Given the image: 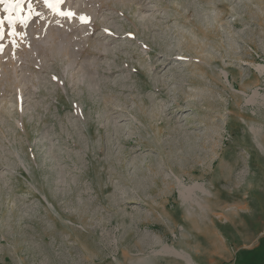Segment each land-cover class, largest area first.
<instances>
[{
	"label": "rangeland",
	"instance_id": "374dc122",
	"mask_svg": "<svg viewBox=\"0 0 264 264\" xmlns=\"http://www.w3.org/2000/svg\"><path fill=\"white\" fill-rule=\"evenodd\" d=\"M100 1L49 0V6L45 0H31L32 14L24 24L13 26L17 33L13 36L8 35L5 21L0 38V264H100L90 243L104 246L109 241L115 246L116 236L104 235L118 224L125 234L136 230L138 239L151 242L146 254L159 257L154 264H182L172 256L178 250L186 254L189 264H264V0H140L146 3L142 10L139 0H122L132 9L134 20L158 22L146 24L151 29L148 38L179 59L158 69L155 76L160 81H155L149 75L154 73L151 56L142 47L141 36L112 45L122 48V59L99 61L114 63V71H122L99 70L107 73L99 77L114 89L108 91L111 101L104 109L98 104L90 109L77 92L73 95L78 66L71 73L64 63L57 67L45 45L59 31L68 37L74 30L85 39L83 28L89 24L78 21L84 10L81 5L97 12ZM118 7L100 8L97 20L125 33L137 30L127 16L118 13ZM22 8L27 13L28 3ZM7 14L0 5V17ZM177 98L180 105L174 106ZM117 109L124 111V119H116L121 130L111 134L105 130L104 137L96 141L104 145L98 146L102 151L99 159L107 161L101 170L102 164L90 161L91 146L75 145L72 129L77 123L85 128L90 118L94 129L101 130L105 120L97 118L102 111L108 110L109 115ZM158 110L167 121L194 133L190 146H177L178 158L167 157L163 149H171L154 142V132L161 125L167 127L158 124ZM81 135L84 142L90 140L89 134ZM105 138L110 140L109 146ZM138 140L148 142L140 146ZM109 176L126 179L122 187L131 195L119 198L108 191L99 195L97 190L106 185ZM155 177L176 178L178 185L171 191L161 185L163 195L149 192L146 183ZM141 189L144 192L138 193ZM183 189L194 193L195 207L188 204ZM81 211L95 224L101 217V228L97 227L104 236L101 240L84 238L90 229L69 217V213ZM117 212H121L120 219H114ZM172 219L176 228L166 230ZM192 222L198 228L187 229L186 224ZM164 229L165 234L158 237ZM194 232L202 240L185 241ZM180 240L179 246L174 245ZM82 249L88 255L86 262L80 258ZM108 258L105 264L114 254L109 253Z\"/></svg>",
	"mask_w": 264,
	"mask_h": 264
},
{
	"label": "bare ground",
	"instance_id": "6f19581e",
	"mask_svg": "<svg viewBox=\"0 0 264 264\" xmlns=\"http://www.w3.org/2000/svg\"><path fill=\"white\" fill-rule=\"evenodd\" d=\"M84 1V0H81V2ZM86 2H88L89 0H85ZM35 3V2H34ZM139 3L142 5L141 7V10L146 8L145 5L146 3L145 2H142L139 0ZM115 5L116 7H118V13L121 14V15H124V16H127L129 21H130V24H135L136 25V28L137 30H133L134 32L131 31L130 28V32H124V30H121L119 28H115L113 27V25H109V26H106V21H99L97 20V12L98 11H101L100 8H104L106 9V6L108 5ZM145 4V5H144ZM81 5V4H80ZM100 8L97 12H93V11H90L88 8L84 7V5H81V7L84 8L83 10V14H81V17L84 18V20L82 21V19L80 17H78V21L80 22H85L86 24H89V27H84L83 28V34L87 35V37L85 39H82L80 37V34L76 31L73 30V35L71 36H68L66 37V33H63L61 31H59L58 33V37H52V38H49L47 41L49 42L48 45H45L46 49L48 50V52H51L49 53L52 54L54 61L57 62L56 63V66L59 67L60 63H64L65 66L67 67L66 70H68L70 72L73 71L74 68H76L78 66V71L75 72V77L77 78V80L75 81V84H74V94H76V92L78 93L76 96L77 97H80L81 100H83L84 102H86L87 104L90 105V109H92L93 107H95L97 104L101 106V108L104 109V107L111 101L110 97L112 95V93H110L114 87L113 85L110 83V82H107L106 80H102L99 76H102L103 74H107V73H114V72H119V71H122L121 68L117 69L114 71V69L116 68V64L114 65L113 64H103L102 62L99 61V59H103V58H108V59H112L114 62L115 61H118L120 59H122V55L119 53V51L122 49H120V47H114L112 45L114 44H121V40H128L129 42L132 41V38L135 37V36H141V44H142V47L145 46L146 48V51L147 53L151 56V59H150V65H151V68L153 70L154 73H150L149 75L151 76V78L155 81H160V78H158L156 75L158 71V69H160L163 65L165 64H169V63H172L173 60H177L178 57L174 56L173 53L171 52H168L167 50L164 49V51L161 49V46H158L159 44L161 45V43H159L158 45H156L152 40V37L149 39L148 37H150L149 35V31L151 30L149 25L152 23L153 25H158V22H152V20L150 19H146V20H149L151 23H149L148 21H145V19H142V20H134V17H133V13H132V9H130L126 3L122 0H114L113 2H107V1H104V0H101L100 1ZM103 9V10H104ZM110 9V8H109ZM126 9H129L127 12ZM27 10V9H26ZM78 10H80V8H78ZM96 10V9H95ZM25 12V11H24ZM77 12V11H76ZM128 13V14H127ZM135 13V12H134ZM130 14V15H129ZM39 16V15H38ZM126 17V18H127ZM148 17V16H147ZM127 19V20H128ZM45 22V21H44ZM148 29H147V26L146 24H148ZM194 23V22H193ZM30 24V23H29ZM40 24V23H39ZM131 24V25H132ZM42 26V25H41ZM119 26V25H117ZM124 27V26H123ZM126 27V26H125ZM154 27V26H152ZM197 27V26H196ZM29 29V28H28ZM34 29V28H33ZM153 29V28H152ZM160 29V28H159ZM198 29V27H197ZM40 31V30H39ZM72 31V30H71ZM197 32V31H196ZM52 34V33H51ZM56 34V33H55ZM139 34V35H138ZM153 34V33H152ZM155 34V33H154ZM160 34V32L158 33ZM157 34V35H158ZM168 34V33H167ZM41 35V34H40ZM53 35V34H52ZM161 35V34H160ZM29 36V35H28ZM27 36V37H28ZM33 36L35 37L34 33H33ZM37 36V35H36ZM82 36V35H81ZM143 36V37H142ZM166 36V35H165ZM168 37V36H167ZM33 38V37H32ZM31 38V39H32ZM42 38V37H41ZM156 38V37H155ZM159 38V37H158ZM34 39V38H33ZM162 39V38H161ZM165 39L168 40V38L165 37ZM36 39L33 40V42H35ZM38 40V39H37ZM46 41V40H45ZM135 41V40H134ZM166 41V40H165ZM164 41V42H165ZM32 42V40H31ZM39 42V41H38ZM44 42V41H43ZM158 42V41H156ZM163 42V41H162ZM168 42V41H167ZM37 43V41L35 42ZM42 44V42H40ZM41 44H39V46H41ZM45 44V43H44ZM32 45V44H31ZM34 45V43H33ZM43 45V44H42ZM163 45V43H162ZM166 46V44H164ZM36 46V45H35ZM38 46V47H39ZM160 47V48H159ZM163 47V46H162ZM178 47V46H177ZM200 47V46H198ZM164 48H169V47H164ZM38 49V48H37ZM40 49V48H39ZM38 49V50H39ZM44 49V48H43ZM170 49V48H169ZM178 49V48H177ZM175 49V50H177ZM33 50V49H32ZM172 50V49H171ZM201 50V49H200ZM35 51V50H34ZM32 51V52H34ZM43 51V50H42ZM181 51V50H180ZM196 51V50H195ZM194 51V52H195ZM37 52V51H36ZM185 52V51H184ZM191 52V51H190ZM30 53V52H29ZM31 54V53H30ZM36 54H39V53H36ZM47 54V52L44 51V54H43V57H45L44 55ZM185 54V53H184ZM194 54V53H193ZM32 55V54H31ZM178 55V54H176ZM180 55V53H179ZM182 55V53H181ZM189 55H191V53H189ZM198 55V54H197ZM35 56V55H34ZM113 56L115 58H113ZM160 56L162 57L161 59ZM201 56V55H200ZM32 57V56H31ZM30 57V58H31ZM51 57V56H50ZM87 57H92L94 58V60L92 61H87ZM199 57V55H198ZM46 58H47V55H46ZM210 58V57H209ZM38 59H42V58H38ZM159 59L160 62H157V60ZM179 59V58H178ZM208 59V58H207ZM47 60V59H46ZM46 60H44L45 62H43V64H46ZM111 60V61H112ZM49 61V60H48ZM204 61V60H203ZM197 62V61H196ZM210 62V61H209ZM31 64V63H30ZM127 64V63H126ZM37 65V64H36ZM118 65V64H117ZM197 65V64H196ZM35 66V64H34ZM46 66V65H45ZM64 66V68H65ZM127 66V65H126ZM133 66V65H132ZM135 66V65H134ZM31 67V65L29 66ZM38 67V66H37ZM36 67V68H37ZM43 67V66H42ZM104 67L107 68V73H103L99 70H102V69H105ZM121 67V65H120ZM31 69H33L31 67ZM134 69H137L136 67H134ZM64 70V69H63ZM125 70V69H124ZM202 70V68H201ZM36 71V70H35ZM44 71V70H43ZM105 71V70H103ZM137 71V70H136ZM144 71V70H143ZM38 72V71H36ZM42 72V71H41ZM49 72V71H48ZM53 72V71H52ZM64 72V71H63ZM138 72V71H137ZM71 73V72H70ZM92 73H98V75H94ZM140 73V72H138ZM40 74V73H39ZM64 74V73H63ZM53 77V76H52ZM72 78V77H71ZM103 78V77H102ZM31 79V78H30ZM117 79V78H116ZM218 79V78H217ZM35 80H38L39 82V79H35ZM34 80V81H35ZM69 80V79H67ZM112 81V79H110ZM109 80V81H110ZM119 80V79H118ZM8 81V80H7ZM55 81V80H54ZM116 81V80H115ZM151 81V79H150ZM218 81V80H217ZM30 82V81H29ZM68 82V81H67ZM72 82V81H71ZM113 82V81H112ZM117 82V81H116ZM121 82V81H120ZM219 82V81H218ZM35 83V82H34ZM61 83V82H60ZM119 83V82H118ZM156 83V82H155ZM166 83V82H165ZM18 84V83H17ZM117 84V83H116ZM160 84V83H158ZM164 84V83H163ZM167 84V83H166ZM218 84V83H217ZM16 85V84H15ZM31 85V84H30ZM29 85V86H30ZM38 85V84H37ZM115 85V83H114ZM161 85V84H160ZM69 86V85H68ZM121 86V85H120ZM123 86V85H122ZM155 86V85H153ZM159 86V85H158ZM28 87V86H27ZM32 87V86H31ZM37 87V86H36ZM42 87V86H41ZM119 87V86H118ZM167 87V86H166ZM223 87V85H222ZM16 88V86L14 87ZM162 88V87H161ZM158 89L160 91H163L162 89ZM107 91H106V90ZM16 90V89H15ZM26 90V89H25ZM42 90V89H41ZM71 90V89H70ZM118 90V89H117ZM165 90V89H164ZM110 91V92H108ZM158 93V92H157ZM167 93V92H165ZM31 94V93H30ZM29 94V96H30ZM24 95V94H23ZM32 96V95H31ZM51 96V95H50ZM57 96V95H56ZM59 96V95H58ZM57 96V97H58ZM27 97V96H26ZM75 97V96H74ZM60 98V97H59ZM23 100L25 98H22ZM37 100V99H36ZM59 102V101H58ZM82 102V101H80ZM85 103V104H86ZM82 104V103H81ZM103 107H102V105ZM79 105V104H78ZM180 105V101L179 99L177 98L175 101H174V106H179ZM80 107V106H79ZM78 107V108H79ZM82 107V106H81ZM83 108V107H82ZM59 109V108H58ZM57 109V110H58ZM85 109V108H84ZM95 109V108H94ZM82 110V109H81ZM89 110V108H88ZM98 110V109H96ZM110 110V109H109ZM168 110V109H167ZM77 111V110H76ZM80 111V110H79ZM159 111V110H158ZM162 111H159V114H161L157 120L159 121L158 124H163V126L166 124L167 127L164 129V127H162V125L157 129V134L154 132V136L157 137L156 141L154 142H157L159 143V145H163L165 146V148H169L171 149L170 151H168V149H163L166 151L167 153V157L169 156H175L176 158L179 157V155L181 156V154H178V152H175L177 146H190L193 142L191 141V137L193 136L192 133H187L188 130L186 128H181L180 126L181 125H176L177 123L176 122H170V121H167L166 119H164L163 117V112L161 113ZM165 112V111H164ZM167 112V111H166ZM103 115L99 116L100 118H97L98 120H105V124L104 126L99 127L101 128V130H99L98 128H95L94 129V122H92V120L89 119V121L87 122V125L85 126V128L83 126H80L78 123L75 124L74 128L72 126V130H73V136H75L74 138V143L76 146H91L90 147V158L94 161H97V163H100L102 164V168L101 170H104V165L106 164L107 161H105L106 159H99L98 155H100L102 153L101 151V148H98V146H104L100 141L96 142L99 138H103L104 137V134L105 132L107 131V133L109 132H119L121 130V126L118 124V120L116 119H119V120H122L124 119V111L121 110V109H117V110H113V112H110V114L108 115V110H104L102 111ZM83 116V114H82ZM87 116V115H86ZM85 117V116H84ZM81 118V117H80ZM83 118V117H82ZM81 118V119H82ZM86 118V117H85ZM77 120V119H76ZM79 120V119H78ZM83 120V119H82ZM81 120V121H82ZM97 120V121H98ZM79 122V121H78ZM75 123V122H74ZM82 123V122H81ZM80 123V124H81ZM97 123V122H96ZM95 123V124H96ZM150 123V122H149ZM65 124V123H64ZM99 124V123H98ZM169 124V125H168ZM102 125V124H101ZM100 125V126H101ZM55 126V125H54ZM68 126V125H67ZM158 127V126H156ZM194 127V126H193ZM155 128V127H154ZM44 129V128H43ZM68 129V128H67ZM70 129V128H69ZM151 129V128H150ZM106 130V131H105ZM148 130V129H147ZM70 132V131H69ZM72 133V132H71ZM85 134V135H88L90 140L87 139L86 142H84V140H82V135L81 134ZM111 134V133H110ZM116 134V133H115ZM70 135V134H69ZM80 135H81V138H80ZM109 135V134H108ZM117 135V134H116ZM143 135V134H142ZM27 136V135H26ZM106 137V135H105ZM112 137V136H111ZM110 137V138H111ZM30 138V137H29ZM84 138V137H83ZM150 138V137H149ZM148 138V141L150 140ZM155 137L152 136V139L154 140ZM79 139V140H78ZM100 139V140H101ZM123 139V138H121ZM190 139V140H189ZM193 139V138H192ZM65 140V139H64ZM106 140V138H105ZM137 140V138L135 139ZM152 140V141H153ZM30 141V140H29ZM118 141H120V138H118ZM122 141V140H121ZM140 141V143H139ZM148 141H141V140H138V145L140 146H145L146 142ZM151 141V140H150ZM107 142V146H109V142L110 140L107 139L105 141V143ZM116 141L114 140L113 143H115ZM126 142V141H125ZM124 142V143H125ZM153 142V143H154ZM28 143V142H27ZM156 143V144H157ZM29 144V143H28ZM152 144V142L150 143ZM111 145V144H110ZM116 145V144H114ZM149 145V143L147 144V146ZM158 145V146H159ZM69 146V145H68ZM118 146V145H117ZM123 146V145H122ZM157 147V148H160ZM193 146V145H192ZM112 147V146H111ZM31 148V147H30ZM103 148V147H102ZM162 149V148H161ZM81 150V149H80ZM50 151V150H49ZM133 151V150H132ZM160 151V150H158ZM80 152V151H79ZM53 153V152H51ZM128 153H131L130 149L128 151ZM68 154V153H67ZM66 154V156H67ZM83 154V153H82ZM81 154V156H83ZM85 154V152H84ZM87 154V153H86ZM89 154V153H88ZM113 154V153H111ZM163 154V153H162ZM65 155V154H64ZM108 155V154H107ZM106 155V156H107ZM111 156V155H110ZM114 155H112L113 157ZM68 157V156H67ZM74 157V156H73ZM79 157V156H78ZM86 157V156H85ZM118 158V156H116ZM106 158V157H105ZM116 158V159H117ZM126 158V157H124ZM35 159V158H34ZM69 159V158H68ZM108 159V158H107ZM110 159V158H109ZM114 159V158H113ZM112 159V161H113ZM119 159V158H118ZM117 159V160H118ZM115 160V159H114ZM116 160V161H117ZM123 161H125L124 159H122ZM89 161V160H88ZM81 162V161H80ZM110 162V161H109ZM92 163V162H91ZM63 164V163H62ZM90 164V163H89ZM124 164V163H123ZM54 165V164H53ZM45 166V165H44ZM55 166V165H54ZM49 167V165H48ZM85 168V167H84ZM57 170V167L55 168ZM55 170V171H56ZM85 170V169H84ZM178 171H181L180 173L183 175V176H186V172L183 171V170H179L177 169ZM86 171V170H85ZM91 171V170H90ZM59 171L57 170V173ZM114 173V172H113ZM158 172H156V175H157ZM111 174V173H110ZM115 174V173H114ZM159 174V173H158ZM177 174V173H176ZM45 175V174H44ZM61 175V174H60ZM63 175V173H62ZM105 175H107L105 173ZM96 176V175H95ZM155 176V175H154ZM54 177V176H53ZM116 177V176H114ZM51 178V177H49ZM68 178V177H67ZM56 179V178H55ZM55 179H51L52 182L55 180ZM96 179V178H95ZM104 179V178H103ZM113 176H109L108 178L105 179L106 181V185L99 188L97 190V193L102 194L106 191L110 192L111 195H115L119 198H125V197H129V194L130 192H127L125 191V189H123L122 185L124 184H127L126 183V179L122 178V177H117L113 180ZM153 181L155 184H153ZM153 181H150V182H147L146 183V189H148L149 192H152V193H155V194H158L160 193L161 195H163V192H160L162 189L160 186L161 185H164L166 186V189H169L168 191H171L175 185H178V182H177V179L176 178H166V177H161L160 180H158L156 177L155 179H153ZM44 182V181H43ZM50 182V181H49ZM55 182V181H54ZM60 183V182H58ZM97 183V182H96ZM213 185H214V182H212ZM57 184V183H56ZM131 184V183H130ZM45 185V184H44ZM61 186V184H59ZM132 185V184H131ZM48 186V185H47ZM135 186V185H134ZM71 189L75 188L74 186H70ZM132 187V186H131ZM56 188V187H55ZM82 188V187H81ZM40 189V188H39ZM50 189V188H49ZM61 189V188H60ZM130 189V188H129ZM43 190V189H42ZM42 190H40L42 192ZM57 190H58V187H57ZM81 190V189H80ZM165 190V189H164ZM45 191H46V188H45ZM52 191V189H51ZM82 191L84 193H87V189L85 188H82ZM81 191V192H82ZM130 191V190H128ZM64 192V190H63ZM80 192V191H79ZM132 192V191H131ZM141 193V192H144L143 189L139 190L138 193ZM183 192H184V195L185 197L187 198V201H188V204L190 205H194V207L196 206L195 205V200L194 198H192V196H194V193L192 191H189L188 189H183ZM94 193V192H93ZM45 194V193H44ZM51 194V193H50ZM90 194V193H89ZM135 194V193H134ZM62 195V194H61ZM136 195V194H135ZM159 195V194H158ZM165 195V194H164ZM51 196V195H50ZM94 196V195H93ZM109 197V196H108ZM114 197V196H113ZM77 200V199H76ZM102 200V199H101ZM59 201V200H58ZM52 202L55 204V201L52 200ZM60 203V202H59ZM64 204H62L63 206ZM87 207V206H86ZM84 207V208H86ZM83 208V209H84ZM154 208V207H153ZM65 210V208H63ZM152 209V208H151ZM157 210L160 211V213H163L165 212L164 210L162 209H159V208H156ZM62 210V209H61ZM68 211V210H67ZM72 211V210H71ZM118 211V210H115V212ZM80 214V216L78 215ZM91 214H94V213H91ZM69 217L71 219H73L74 221L76 222H79L81 223V225L85 226L87 228V231H89L90 229V234L87 233V234H83L84 238L88 237L87 239H96V238H100L101 235L99 234V232H97V227L98 225H100L102 223V220H101V217H100V222L96 225L94 221H92L90 219V217L88 216V213L85 211H81V213H69ZM114 219L115 217H119L120 219V216H121V212H117V214H114ZM158 219V217H156ZM118 219V221H119ZM104 220V219H103ZM213 220V219H212ZM109 221V220H108ZM97 222V221H96ZM214 222V221H212ZM104 223V222H103ZM218 224V222H215ZM105 224V223H104ZM107 225V224H105ZM197 224L196 223H188L186 224V228H192L195 230V228L197 227L196 226ZM199 227H200V224L198 223ZM216 226V224H214ZM101 226V225H100ZM201 226H204L203 224H201ZM207 226H209L207 224ZM89 228V229H88ZM98 228H101V227H98ZM104 228V227H102ZM108 228V227H107ZM176 228V221L174 219H172V223L170 225H166L165 226V229L166 230H169V229H172L174 230ZM198 228V227H197ZM165 229L158 234V237H162L164 234H165ZM208 229V227L206 228ZM210 229V228H209ZM102 230V229H101ZM110 230V229H109ZM99 231V230H98ZM205 231V230H204ZM209 231V230H208ZM110 232V231H109ZM105 232V235H109V234H114L117 238L116 240V243H115V246L111 245V243L109 241H106L105 238L104 240L106 241V243L104 244V246L102 245H99V244H94V243H90L91 244V248L93 249V251H95V255L97 258L100 259L99 262H101L100 264H105L107 261H108V254L109 253H113L114 254V259L112 261H110L109 263L107 264H154L156 261H158L159 257L155 254H146V249L151 246L149 244H151L150 241H142L141 239H138V236H139V233L136 231V230H129L126 234L124 232V227L122 226V224H118L113 230L112 232ZM103 234V233H102ZM209 234V233H208ZM82 235V234H81ZM80 235V236H81ZM144 234H142L143 236ZM147 237L150 239L152 238V235L150 234H146ZM213 235H215V233H213ZM81 236V237H83ZM104 236H102L101 238H103ZM141 236V237H142ZM217 236V235H216ZM212 237V236H211ZM214 238H216L215 236H213ZM98 238V239H99ZM101 238L99 240H101ZM107 238V237H106ZM204 238V236H203ZM206 239H208V237H206ZM199 240H202V235H200L198 232H194L193 233V236L192 237H189L187 239H185V241H199ZM210 240V239H208ZM92 241V240H91ZM158 242V240L156 241ZM96 243V242H95ZM180 243H182V241H177V244L175 242L174 245H177L179 246ZM211 244V243H210ZM99 246H102V247H99ZM184 246V245H182ZM175 247V246H174ZM182 248V247H180ZM91 251V250H90ZM82 252H83V255H81V259L84 260L86 262V260L88 259V255L85 251H83L82 249ZM148 252V251H147ZM189 253V252H188ZM193 254V253H192ZM92 255V252H90V256ZM111 256V255H110ZM172 256H175L178 258V261L179 259L182 260V264L185 262V263H190V260L186 257V254L183 252V251H175L174 254ZM193 257L192 258H196L197 256L195 255H192ZM86 264V263H84Z\"/></svg>",
	"mask_w": 264,
	"mask_h": 264
},
{
	"label": "snow or ice",
	"instance_id": "6c2138e0",
	"mask_svg": "<svg viewBox=\"0 0 264 264\" xmlns=\"http://www.w3.org/2000/svg\"><path fill=\"white\" fill-rule=\"evenodd\" d=\"M27 2L28 3V12L25 13L22 5ZM57 2H60V0H57ZM46 4L49 3V0H45ZM0 5H4V11L5 13H8L4 17H0V38L4 35V24L5 21H7L8 24V35L13 36L17 33L13 32V26L18 22L20 24H24V22L30 17L32 14V4L31 0H0ZM82 21L84 20L83 17H81Z\"/></svg>",
	"mask_w": 264,
	"mask_h": 264
},
{
	"label": "crops",
	"instance_id": "0c3cea01",
	"mask_svg": "<svg viewBox=\"0 0 264 264\" xmlns=\"http://www.w3.org/2000/svg\"><path fill=\"white\" fill-rule=\"evenodd\" d=\"M229 264H235V263H229Z\"/></svg>",
	"mask_w": 264,
	"mask_h": 264
}]
</instances>
